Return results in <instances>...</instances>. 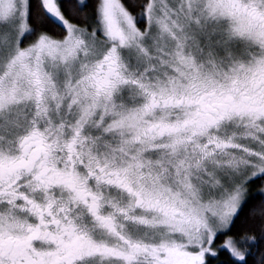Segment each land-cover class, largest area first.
Here are the masks:
<instances>
[{"label":"snow or ice","instance_id":"1","mask_svg":"<svg viewBox=\"0 0 264 264\" xmlns=\"http://www.w3.org/2000/svg\"><path fill=\"white\" fill-rule=\"evenodd\" d=\"M0 264H264V0H0Z\"/></svg>","mask_w":264,"mask_h":264}]
</instances>
